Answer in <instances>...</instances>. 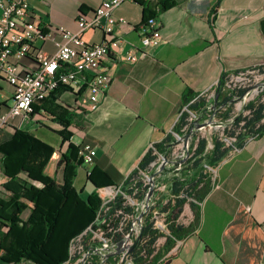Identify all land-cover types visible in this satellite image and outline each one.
<instances>
[{
	"label": "crops",
	"instance_id": "0c3cea01",
	"mask_svg": "<svg viewBox=\"0 0 264 264\" xmlns=\"http://www.w3.org/2000/svg\"><path fill=\"white\" fill-rule=\"evenodd\" d=\"M173 1L163 9L160 0H126L114 11L127 24L118 28V45L107 60L115 63L113 80L98 108L70 126H79L78 142L97 147L89 169H95L102 186L121 182L141 163L151 144L166 140L185 104V94L197 95L215 87L224 73L264 64V0ZM102 2L34 0L32 7L39 26L79 32L78 14L91 15ZM150 17L160 22L163 40L147 47L142 37ZM82 38L100 43L106 33L88 29ZM56 39L63 41L59 34ZM132 50L146 55L135 62L121 59ZM55 51L53 40L39 38L34 54L20 60L21 67L37 69L35 53L52 55ZM12 97L13 86L0 75L1 111L12 105ZM79 98L72 92L62 95L74 107ZM39 114L49 113L40 110ZM49 115L52 122L55 116ZM15 128L61 146L55 130L33 120L21 126L20 118L0 127V142ZM86 171L78 169L75 187L79 191L91 183ZM181 241L179 249L161 264H264V134L242 137L239 150L219 163L217 186L203 199L200 224Z\"/></svg>",
	"mask_w": 264,
	"mask_h": 264
},
{
	"label": "built area",
	"instance_id": "2783aa9c",
	"mask_svg": "<svg viewBox=\"0 0 264 264\" xmlns=\"http://www.w3.org/2000/svg\"><path fill=\"white\" fill-rule=\"evenodd\" d=\"M32 1L0 0V75L13 86L12 105L6 111L0 110V127L7 126L12 118L51 122V116L36 113L34 105L60 86L81 92L76 107L78 115L85 118L98 108L113 80L115 63L109 64L107 60L118 45V28L127 24L124 18L115 16L114 11L126 0H103L91 15L80 12L76 19L79 32L39 26ZM160 28L161 24L156 18H150L144 24V46H156L162 42ZM88 29H100L106 33V38L100 43H87L82 33ZM58 34L63 41L56 39ZM39 38L53 40L56 51L52 55L35 53L38 68L23 69L20 60L34 54V43ZM145 55L144 51L138 53L132 50L121 59L135 62ZM240 90L244 92L238 95ZM248 90L245 97L244 93ZM217 93H220V97L216 101ZM226 97H230V100L222 102ZM258 97L264 101V64L223 74L215 87L185 103L166 140L149 146L145 155L150 154L154 159L147 168L142 169L139 164L121 182L97 188L101 204L96 218L85 231L71 240L69 256L63 264H135L134 254H144L141 246L149 239L143 238L146 223L158 234L154 253L164 247L170 237L175 239V244L159 259V263L176 252L182 241L172 236L170 226L189 225L194 220V213L188 206L195 203L201 207L203 203V200L191 196L180 212L176 205L179 199L186 197L188 180L199 178L200 173L192 169L193 163L214 148L210 138L201 134L219 128V122L232 124L237 118H232V105L240 102L245 109L249 102ZM199 99H204L206 103L201 111L192 107ZM229 111L230 117L224 119V113ZM209 113L212 114L209 116ZM248 113L244 111L243 116ZM244 124V121L240 122V129L234 135L221 133L218 138L229 150V155L239 150L238 135L245 131ZM202 138L207 139V145L204 153L196 156ZM78 147L82 159L79 168L87 169L89 176L92 171L89 168L97 156V147L84 140ZM218 165L209 162L202 164L204 181L198 189L205 181H209L212 188L217 186ZM2 177L7 179L0 171V185L6 182ZM176 183L180 185L178 192H175ZM151 187L153 193L149 197ZM140 235L139 243L129 252ZM118 246L122 253L113 255Z\"/></svg>",
	"mask_w": 264,
	"mask_h": 264
},
{
	"label": "trees",
	"instance_id": "16d2710c",
	"mask_svg": "<svg viewBox=\"0 0 264 264\" xmlns=\"http://www.w3.org/2000/svg\"><path fill=\"white\" fill-rule=\"evenodd\" d=\"M160 3L162 8L166 9L172 6L174 1L160 0ZM215 18L214 11L210 15V22L213 23ZM65 92H72L77 96L81 93L72 87L60 86L34 105L36 113L44 110L55 116L50 124L44 125L61 136L60 147L47 143L28 130L18 128L14 129L8 139L0 142V171L7 178L6 182L0 185L1 264H63L68 259L71 240L88 228L99 210L101 200L97 188L102 185L95 178V169L91 171L88 179L96 189L86 200L81 196L82 190L79 191L75 187L82 159L79 156V147L71 142L73 133L70 126L82 119V116L78 115V107L62 100ZM243 92L244 90H240L238 95ZM195 96L189 91L183 97L184 103L191 101ZM228 100L230 97H226L222 102ZM205 105L204 99H199L192 107L201 111ZM246 110L249 113L236 121V125L245 122L242 137L261 136L264 134V101L258 97L247 104ZM230 115L231 111L226 112L223 118L228 119ZM206 145L207 139L202 138L196 156L204 153ZM159 146L163 148L162 145ZM228 155L229 150L223 148V143L216 139L214 149L196 159L192 169L200 173L199 178L192 177L188 180L186 197L179 199L176 204L178 212L188 197L196 196L203 200L212 189L209 181H205L198 189L204 181L201 169L203 160L216 165ZM153 159L152 155H145L140 167L147 168ZM51 163L52 172L48 171ZM179 187V183H176L175 192L179 191ZM192 209L194 220L189 225L170 226L171 234L176 239L186 238L199 226L201 207L193 203ZM26 212L28 214L25 217ZM155 233L151 225L146 223L143 238L149 239L141 246L145 250L144 254H134L135 264H161L159 259L175 244V239L170 237L165 246L154 253V244L158 238Z\"/></svg>",
	"mask_w": 264,
	"mask_h": 264
},
{
	"label": "rangeland",
	"instance_id": "374dc122",
	"mask_svg": "<svg viewBox=\"0 0 264 264\" xmlns=\"http://www.w3.org/2000/svg\"><path fill=\"white\" fill-rule=\"evenodd\" d=\"M261 100H262V97H261ZM240 105V106H239ZM246 109V108H245ZM244 109V106H243V104H240V102H235L234 103V105H232V118H234V117H237L236 118V120L232 123V124H228V125H222V126H220L219 128H213L212 130H209V131H207V132H205L204 134H201L202 136H204V137H208V138H210V140H211V142H212V144H214V146H215V141H216V139H218L219 137H220V135H221V133H223L224 135H226V136H231V135H234L235 134V131H237V130H239L240 129V125H236V121L238 120V118L239 117H241V116H243V115H245L244 114V111H247V110H245ZM212 113H209V116L211 115ZM21 119V118H20ZM22 120V119H21ZM32 120H27V119H25V120H23V121H21L22 123L21 124H28V123H30ZM33 121H35V119H33ZM35 122H37V121H35ZM38 123H40V122H38ZM46 123V121H44L43 123H40V124H42V125H44ZM47 123H49V122H47ZM22 126V125H21ZM231 126V127H230ZM75 127H79L78 125H73L72 127H71V132L73 133V135L71 136V142L72 143H74L76 146H78V144L81 142H78V140H79V130L78 129H75ZM230 127V128H229ZM24 130H26V129H24ZM13 133V132H12ZM50 133V132H49ZM52 135H55L53 132H52ZM240 137H242V134H240V135H238V139H239V141H240ZM73 141H75V142H73ZM238 145H239V142H238ZM223 148H224V146H223ZM214 149V148H213ZM212 150H210V152H211ZM80 156V155H79ZM205 156V155H204ZM205 163H207L206 162V160L204 159L203 160V162H202V164L204 165ZM202 167V166H201ZM51 168H52V163L50 164V166H49V169H48V171H51L52 172V170H51ZM202 169V171H203V167L201 168ZM197 171V170H196ZM60 181H61V179H60ZM109 185H111V184H109ZM105 186V185H104ZM100 187H102V186H100ZM95 187H94V185L92 184V183H87L86 184V186L85 187H83V189H82V192H81V196H82V198L83 199H87L88 198V196L92 193V192H94L95 191ZM188 207H190L191 208V210L193 211V209H192V204H190V206H188ZM187 213H189V211H187ZM27 214H28V212H26L25 214H24V216L26 217L27 216ZM137 234H135V236H136ZM1 264V263H0Z\"/></svg>",
	"mask_w": 264,
	"mask_h": 264
},
{
	"label": "water",
	"instance_id": "95a60500",
	"mask_svg": "<svg viewBox=\"0 0 264 264\" xmlns=\"http://www.w3.org/2000/svg\"><path fill=\"white\" fill-rule=\"evenodd\" d=\"M248 93H249V90L244 93V96L246 97L248 95ZM219 97H220V93H217V95H216V101L218 100ZM217 124L219 126H222V125H225L226 126L228 123L227 122H219ZM239 143H240V141H239ZM152 193H153V188L151 187V189L149 191V197L151 196ZM141 237H142V235H140L139 239L135 242V245L129 250V252H132L135 249V247L139 243ZM121 253H122V249L118 246V248L113 252V255H119Z\"/></svg>",
	"mask_w": 264,
	"mask_h": 264
},
{
	"label": "bare ground",
	"instance_id": "6f19581e",
	"mask_svg": "<svg viewBox=\"0 0 264 264\" xmlns=\"http://www.w3.org/2000/svg\"><path fill=\"white\" fill-rule=\"evenodd\" d=\"M240 106V105H239Z\"/></svg>",
	"mask_w": 264,
	"mask_h": 264
}]
</instances>
